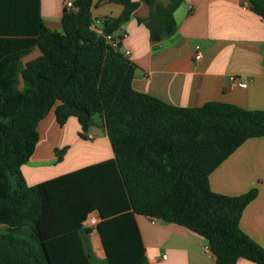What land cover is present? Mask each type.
<instances>
[{
  "label": "trees",
  "instance_id": "16d2710c",
  "mask_svg": "<svg viewBox=\"0 0 264 264\" xmlns=\"http://www.w3.org/2000/svg\"><path fill=\"white\" fill-rule=\"evenodd\" d=\"M102 1L122 13L104 17L97 34L92 0H72L60 31L42 23L39 0H0V264H148L139 216L198 235L214 264H264V249L238 225L256 190L229 197L209 189L219 164L246 140L264 138V111L223 102L182 108L135 91V65L103 35L121 33L140 1ZM182 1L142 0L149 15L138 21L151 43L174 34ZM250 1L264 15V0ZM53 109L59 126L76 119L81 139L103 122L114 158L27 186L21 167ZM65 150L55 151L57 161ZM93 212L100 221L86 229Z\"/></svg>",
  "mask_w": 264,
  "mask_h": 264
},
{
  "label": "crops",
  "instance_id": "0c3cea01",
  "mask_svg": "<svg viewBox=\"0 0 264 264\" xmlns=\"http://www.w3.org/2000/svg\"><path fill=\"white\" fill-rule=\"evenodd\" d=\"M71 1L39 0L42 23L59 31L63 10ZM133 1L140 3L120 26L124 37L119 53L128 51L126 59L135 65V91L182 108L223 102L264 111V15L250 0H183L173 14L177 24L174 34L156 44L150 42L148 31L138 21L148 17V6L142 0ZM121 13L119 3L92 0L91 28L101 33L102 19L119 18ZM196 47L198 60L194 59ZM36 56L34 51L24 62ZM230 77L246 87L237 84L230 88ZM53 111L38 123L35 151L21 167L27 186L114 158L103 122L95 120L92 140L81 139L76 119L69 118L59 126ZM62 149L66 150L57 161L55 151ZM209 189L229 197L256 190L238 225L264 249V138L246 140L219 164L209 176ZM136 223L148 264H214L206 242L186 228L140 216ZM91 242L96 256L103 258L99 239L98 245ZM236 264L254 263L240 258Z\"/></svg>",
  "mask_w": 264,
  "mask_h": 264
},
{
  "label": "built area",
  "instance_id": "2783aa9c",
  "mask_svg": "<svg viewBox=\"0 0 264 264\" xmlns=\"http://www.w3.org/2000/svg\"><path fill=\"white\" fill-rule=\"evenodd\" d=\"M65 6L67 9H70L72 7L71 2H67ZM245 6H247L246 3H245ZM101 33H97V34H101ZM103 36H104L105 41L110 45V47H112L113 49H115L119 52V47H120L122 39L124 37L123 32H121L119 34L113 33V34L103 35ZM198 50H199V47H196V50H195L196 54L194 56L195 60H198L200 58V54L198 53ZM121 55L124 56L125 58H127V56L129 55V52L125 51ZM229 80H230V88L234 87L237 84H239L240 87H246L245 83H239L238 79L235 77H230ZM85 136H86V139L92 140L94 134L92 132H88ZM99 221H100V219H99L97 213L93 212V213H90L86 217V219L83 222V226L86 227V229L94 230L95 227L98 225Z\"/></svg>",
  "mask_w": 264,
  "mask_h": 264
},
{
  "label": "rangeland",
  "instance_id": "374dc122",
  "mask_svg": "<svg viewBox=\"0 0 264 264\" xmlns=\"http://www.w3.org/2000/svg\"><path fill=\"white\" fill-rule=\"evenodd\" d=\"M165 1V0H164ZM60 31V30H59ZM91 239L96 243V245H98V239H97V235L96 234H92ZM95 245V246H96ZM99 246L97 247L98 250Z\"/></svg>",
  "mask_w": 264,
  "mask_h": 264
},
{
  "label": "water",
  "instance_id": "95a60500",
  "mask_svg": "<svg viewBox=\"0 0 264 264\" xmlns=\"http://www.w3.org/2000/svg\"><path fill=\"white\" fill-rule=\"evenodd\" d=\"M92 132H94V130Z\"/></svg>",
  "mask_w": 264,
  "mask_h": 264
}]
</instances>
